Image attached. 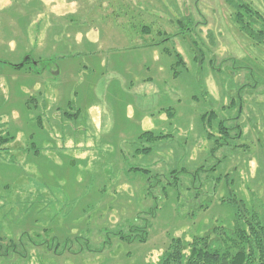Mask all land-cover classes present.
Wrapping results in <instances>:
<instances>
[{"label":"rangeland","instance_id":"obj_1","mask_svg":"<svg viewBox=\"0 0 264 264\" xmlns=\"http://www.w3.org/2000/svg\"><path fill=\"white\" fill-rule=\"evenodd\" d=\"M242 4L264 19V0H0V264H156L234 229V194L264 203Z\"/></svg>","mask_w":264,"mask_h":264},{"label":"trees","instance_id":"obj_2","mask_svg":"<svg viewBox=\"0 0 264 264\" xmlns=\"http://www.w3.org/2000/svg\"><path fill=\"white\" fill-rule=\"evenodd\" d=\"M242 5L249 16L256 14L262 20V27L259 30H254L247 26L241 13L236 17V22L253 38L261 42L259 38H264L263 17L249 6ZM199 52L202 55L201 51ZM30 59L32 57L28 54L24 65ZM220 129L221 134L226 133L224 127L221 126ZM149 136L152 137L153 133L143 132L140 138L151 139ZM138 151L149 152L150 148L144 147ZM231 203L234 205L237 215V225L234 229L214 226L204 235L196 236L191 242H183V238L173 239L168 250L156 264H264V203L259 198L254 199L252 210L249 211L245 203L238 200L235 194ZM200 206L204 207L205 205L201 204ZM147 233V231H143L138 240L144 242ZM122 238L125 239V236Z\"/></svg>","mask_w":264,"mask_h":264}]
</instances>
